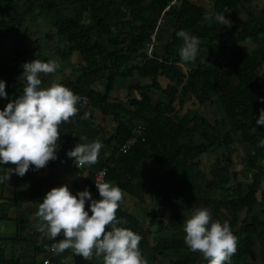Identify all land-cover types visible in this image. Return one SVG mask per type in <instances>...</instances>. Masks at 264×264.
Instances as JSON below:
<instances>
[{
	"label": "trees",
	"instance_id": "trees-1",
	"mask_svg": "<svg viewBox=\"0 0 264 264\" xmlns=\"http://www.w3.org/2000/svg\"><path fill=\"white\" fill-rule=\"evenodd\" d=\"M250 0H0V38L11 37L14 27L24 38L27 36V22L35 19L42 11H55L63 7L68 13L52 21L56 34L62 42L60 57L63 62L70 60L77 52L82 63L74 69V78H63L58 83L73 90L79 97H88L89 105L100 110L102 118L113 116L115 126L108 137L99 139L103 147L98 160L92 164L93 171L107 168V181L119 185L123 193L142 199L146 189H150L145 169L148 162L157 167V178L164 180L170 189L167 199L160 190L151 191L156 208L149 211L150 225L155 226V234L164 230L178 231L183 225V217L177 211L174 200L179 197L187 208V199L203 189L218 193L210 198L204 207L214 203L216 210L227 208L232 211L228 222L238 238L237 252L230 264H264V219L261 215H251V210L259 204L257 194L264 199V147L258 142L264 138V125H256L255 119L264 108V86L259 84L260 71L264 66V7L257 18L251 8H246ZM4 6V8H2ZM244 7L246 17L240 18L234 12ZM225 13L232 21L231 27L209 22V13ZM85 14L87 16L85 17ZM89 19V22L86 21ZM170 18L173 28L170 38L161 52L147 54L145 46L152 39L159 19ZM214 19V16H213ZM186 30L200 40L196 64L181 63L179 49L183 39L176 33ZM251 41L255 46L244 50L237 42ZM39 50L34 47L23 53L15 51L17 58ZM206 55L213 65L198 61ZM138 59V63L128 66ZM22 63L6 65L0 60V79L6 81L8 97L6 103L22 93L25 79ZM185 65L187 71L183 69ZM133 72L149 83L129 86L139 90V98L127 97L128 107L121 102H110L117 78H128ZM165 76L175 85L163 87L158 81ZM21 79L17 88L11 83ZM95 83L98 86H95ZM181 86V89L179 88ZM151 90L160 91L161 98L151 100ZM190 94L202 104L210 94L215 95L221 105L223 119L214 124L208 122L198 110H188L181 116L174 113L172 104L176 97ZM79 112L68 122L66 135L60 140L58 158L50 160L45 167H57L68 150L71 135L84 120V111L77 104ZM137 130H140L139 133ZM136 136L135 143L125 152L119 147L130 137ZM246 144L250 153L245 156L246 167L243 176L249 179L246 190L240 174L231 171L232 154L216 160L215 168L209 174L201 167L202 156L211 149L234 143ZM30 167L22 177H31ZM93 173V172H92ZM236 181L235 187L229 185ZM226 185V187H222ZM263 187V189H262ZM91 189V183L87 187ZM220 192V193H219ZM220 194V195H219ZM40 196V185L31 183L29 199L36 202ZM264 202V201H263ZM239 210L245 216L238 223ZM264 214V208L261 210ZM116 216L126 223L117 225L130 228L142 236L139 247L149 244L151 229L143 230L139 221L127 212L117 209ZM216 220V218H213ZM221 222H225L221 220ZM227 222V221H226ZM258 240L260 262L248 261L249 250ZM152 242V261L165 256L168 264H206L201 253L191 252L184 237L164 238L157 236ZM73 264H98L75 254ZM0 264L4 260L0 258ZM227 264V262H226Z\"/></svg>",
	"mask_w": 264,
	"mask_h": 264
},
{
	"label": "clouds",
	"instance_id": "clouds-1",
	"mask_svg": "<svg viewBox=\"0 0 264 264\" xmlns=\"http://www.w3.org/2000/svg\"><path fill=\"white\" fill-rule=\"evenodd\" d=\"M206 19L228 27L232 24L225 13L220 12L209 13ZM176 35L183 39L179 49L181 63L195 61L199 38L183 29ZM22 67L25 79L22 93L0 108V166L15 165L9 168V173L0 174V183L9 182L11 173L22 177L30 167L36 171L57 159L59 126L79 112L80 97L72 89L55 81L42 86L41 74L55 73L58 62L36 58L24 62ZM7 97L6 81L0 79V98ZM258 99L264 102V97ZM87 116L85 113V118ZM255 123L264 125V108L260 109ZM258 146L264 147V138L259 140ZM102 147L99 139L79 142L67 150L66 155L80 168L96 163ZM95 183L98 199L93 198L87 187L73 194L67 183L48 190L35 213L41 221L38 231L56 241L51 246L56 254L71 249L85 259L102 256L103 264H145L139 247L142 236L130 228L117 226L126 223L116 216L123 199L121 188L110 181L96 180ZM182 230L189 251L201 253L206 264H230L237 252L238 238L230 224L214 220L208 207L193 208ZM58 235L62 238L56 239Z\"/></svg>",
	"mask_w": 264,
	"mask_h": 264
},
{
	"label": "crops",
	"instance_id": "crops-1",
	"mask_svg": "<svg viewBox=\"0 0 264 264\" xmlns=\"http://www.w3.org/2000/svg\"><path fill=\"white\" fill-rule=\"evenodd\" d=\"M245 14L246 10L244 7H240L234 12V15L240 18H245ZM246 42L248 41L237 43L242 47V43ZM55 73H52V80H55V82H59L61 79L65 78L56 79L57 75L55 76ZM161 77L162 76L158 77L159 82ZM67 78L73 79L74 77ZM117 87L116 81L115 88L110 94L109 101L121 102L126 106L123 100L129 97L131 93L127 92L125 88L121 92H116ZM131 98H139V93L137 97L132 96ZM0 99L3 102V98ZM85 113H88L86 118ZM114 126L115 121L113 116L109 115L102 118L100 110L89 105L84 112L82 124H80L77 130L71 135L67 144L68 150L79 142H91L93 138L104 139L108 137V135L112 133ZM59 129L61 131L59 137L60 143L62 137L66 135L67 128L66 126L60 125ZM66 153L61 160V164L57 167H43L36 171L32 170L31 177H21L15 173H11L9 182L0 183V258L4 260V264H73L72 258L75 252L71 249H66L63 253L56 254L53 256L55 257L54 259L51 257L49 258V256L45 255L41 250L43 243L56 241L49 239L38 231V224L41 223V221L35 215L38 210V204L43 200L46 192L52 187L67 183L73 194H76L78 190H83L90 185L93 172L91 165L78 168L74 163V159L69 158ZM148 163H150L149 166L152 169L146 166L144 174L148 176V182L151 188L145 190L141 200L132 195L123 193V199L120 201V206L118 207L135 217L143 230H152L149 211L156 208V206L152 202L151 191L158 189L160 192H163L156 183L157 167L151 162ZM10 167H15V165L9 163L0 166V169H3L0 174L9 173L11 171L9 169ZM32 182L40 185V196L36 202H32L29 199V188ZM165 194L166 193L163 192V196L169 199L170 197ZM173 203L177 211L184 218V213H182L181 210L187 209H183L185 207L181 208L176 202V199ZM168 232H170V230H164L160 234L152 232L149 237V244L144 245V250H142L145 264H168L165 256L155 261L151 259L154 256V250L151 244L155 237L159 235L164 238L178 237L176 233L173 235ZM61 238L62 235L56 237V239ZM95 263L103 264L99 262Z\"/></svg>",
	"mask_w": 264,
	"mask_h": 264
},
{
	"label": "rangeland",
	"instance_id": "rangeland-1",
	"mask_svg": "<svg viewBox=\"0 0 264 264\" xmlns=\"http://www.w3.org/2000/svg\"><path fill=\"white\" fill-rule=\"evenodd\" d=\"M264 7V0H250L249 3L246 4V8H251L257 18L261 17V11ZM4 8V6H2ZM2 11V10H1ZM0 11V15H1ZM68 13L63 7H59L56 12L55 11H42L39 13L38 16H36L35 19L29 20L27 22V29L28 33L27 36L22 38L18 32H16V29L14 27L10 28L9 31L11 33L10 38L6 39H1L0 38V60L6 64V65H11L14 62H20L24 63L26 61H31L33 59H40L42 61H50L54 60L58 62L59 68L57 69L55 76L56 79L62 78V77H74V69H76V66L82 63V58L77 52H74L70 58L69 61L63 62L61 57H60V48H62V42H60L59 37L56 34L55 28L52 26V21L53 19L65 15ZM241 15V13H240ZM87 14H85V17ZM246 16V14H245ZM86 21L89 22V19L86 18ZM173 28V20L170 18L166 19H159L157 23V27L153 32L152 39L150 40L149 43L145 46V50L147 51V54H153L154 52H161L166 43L168 42L170 38V33ZM261 41L264 42V37L261 38ZM39 44L40 49H34L32 52H29L26 55H23L21 58H17L15 55V51H18L20 53H23L27 48H32L35 46V44ZM255 46L254 43L251 41H248L246 43H242V49L244 50H251ZM200 62H203L205 65H213V60L212 58L206 56L205 54L203 56L199 57ZM138 63V59L134 60L133 62L129 63V67L133 66ZM197 61L189 62V64L193 65L196 64ZM183 69L187 71V68L185 65H182ZM53 74L48 73V74H41V79H42V86H49L52 82L55 80H52ZM117 90L116 92H121L125 88L127 92H130L131 94L129 97H137V94L139 93V90L135 88H130L129 86H134L136 84H146L149 83L147 79H142L136 75L135 72L128 77V78H117ZM162 81V82H161ZM259 84L264 86V67L260 71V77L258 79ZM21 82V79H15L12 83L11 86L12 88L16 89L18 84ZM160 84L163 87H171L174 86L175 83L174 81H170L165 76H162L160 78ZM98 86L97 83H95L96 87ZM181 89V86H179ZM151 100L155 101L156 99L161 98V93L160 91H155L151 90ZM126 106H129L127 103V98L123 100ZM4 104L0 99V108H3ZM88 106H85L83 108V111L85 112L86 108ZM173 107V112L177 113L178 115L184 114L188 110H198L200 115H202L204 118L208 120L211 124H214L216 120H222L224 115L221 109V105L215 95L210 94V96L202 103L199 104L198 101L192 97L190 94L182 95V96H177L176 99L173 101L172 104ZM250 147L246 144L242 143H234L229 149H226L225 147H220L217 149H211L207 154L203 155L202 158V164L201 167L205 170L207 174L215 168L216 165V160L221 158H225L229 152L232 154V161L233 165L230 168L231 171H237L240 174L238 175L237 180H241L244 182V185L242 188L246 190V183L249 182V179H247L245 176H243V172L247 175H249L248 172H246L245 167H246V162H245V156L250 153ZM150 163H147V166L149 169H152L149 166ZM157 185L161 188L163 192H165L166 196H170V189L168 184L160 179L156 178ZM229 185L231 187H235L236 181L231 180ZM264 186V185H263ZM223 188L226 187V185L222 186ZM263 189V187H262ZM161 192V194H163ZM220 193V192H219ZM220 195V194H219ZM218 193H211V191H208L206 189H203L200 192H196L194 196L189 197L187 199V204L189 207L183 208V206L180 204V199L179 197L176 198V202L180 205L181 208L187 209V210H181L182 213H184V219L191 213L193 208H198V207H204L207 202H210V198L217 197ZM259 204L254 206L251 210V215L253 216H258L261 215V217L264 219V214H261V210L264 208V199L262 198V193L257 194ZM209 209L212 212V218H216V220H224L227 222H230L232 220V211L227 208H222L216 210L214 203H210ZM245 216V210H239L238 212V223L236 226L240 225L241 221L243 220ZM152 231L155 232L156 227L152 226ZM170 234H175L178 237H184L185 233L181 228L176 231V232H168ZM152 234V233H151ZM155 240H152V242ZM53 259L55 257H52ZM91 261L94 262H99L103 263V257H97L93 255V257L90 259ZM25 261V260H24ZM248 261L249 262H254V263H259L260 262V255H259V245H258V240L255 239L254 244L249 250V256H248ZM27 262V261H26ZM35 264V263H34ZM39 264V263H38Z\"/></svg>",
	"mask_w": 264,
	"mask_h": 264
},
{
	"label": "built area",
	"instance_id": "built-area-1",
	"mask_svg": "<svg viewBox=\"0 0 264 264\" xmlns=\"http://www.w3.org/2000/svg\"><path fill=\"white\" fill-rule=\"evenodd\" d=\"M79 105L80 108L83 109L85 106H89V102H88V97L85 95L80 96V100H79ZM140 130H137V132L139 133ZM136 141V136H132L130 137L123 145H121L119 147V152H125L130 146H132ZM96 180H101V181H107V168L106 167H102L100 169H96L95 171H93L92 176H91V193L93 195V198H99V192L96 186L95 181ZM89 206V202L86 201L85 207L88 208ZM91 214V213H90ZM54 242H46L43 243L41 246V250L45 253V255L49 256V258L53 257L56 255V253H54L51 250V246Z\"/></svg>",
	"mask_w": 264,
	"mask_h": 264
}]
</instances>
